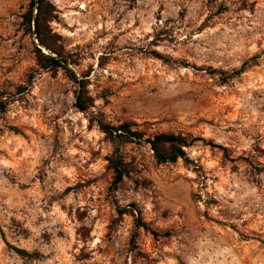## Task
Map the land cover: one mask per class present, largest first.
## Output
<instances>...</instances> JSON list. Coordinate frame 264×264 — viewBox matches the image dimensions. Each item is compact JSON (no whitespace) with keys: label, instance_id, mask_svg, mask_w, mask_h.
<instances>
[{"label":"rangeland","instance_id":"374dc122","mask_svg":"<svg viewBox=\"0 0 264 264\" xmlns=\"http://www.w3.org/2000/svg\"><path fill=\"white\" fill-rule=\"evenodd\" d=\"M30 2L0 0V264H264V0H51L87 113L38 66ZM98 121L205 141L158 164Z\"/></svg>","mask_w":264,"mask_h":264},{"label":"trees","instance_id":"16d2710c","mask_svg":"<svg viewBox=\"0 0 264 264\" xmlns=\"http://www.w3.org/2000/svg\"><path fill=\"white\" fill-rule=\"evenodd\" d=\"M55 7L51 0H31L27 13L24 15V23L28 31L32 33L37 41L36 60L38 66L46 72L53 74L60 70L64 71L70 79H72L78 87L75 93V107L82 113H87L93 106V99L87 90V82L85 79H79L72 70V65H77L76 57L73 55H65L58 47L56 34H53L49 23L55 19ZM46 49L49 53H45ZM157 57L159 54H157ZM240 70L239 73H241ZM22 93L25 88L19 87ZM8 103L0 98V113L7 111ZM92 121V120H91ZM100 130L108 137L121 141L123 143L147 144L153 151L154 157L158 164L176 163L178 160L188 161L186 150L195 145L198 141H205L203 138H192L189 135L175 133H158L148 135L145 131L138 130L135 124L130 122L122 123L119 126H112L102 121H98ZM223 151L227 150L223 148ZM114 171L113 189L117 190L119 185L127 176V165L123 160L115 159L112 163ZM118 213L124 215L126 213H135L134 210L118 209ZM137 228H143L145 231H151L150 227L142 220L141 215L136 217ZM155 237L158 234L152 231ZM135 237L132 238V242ZM19 254H27L24 250L16 249Z\"/></svg>","mask_w":264,"mask_h":264}]
</instances>
